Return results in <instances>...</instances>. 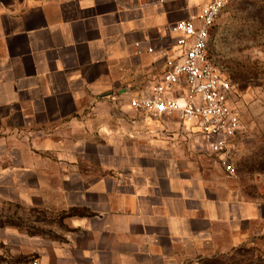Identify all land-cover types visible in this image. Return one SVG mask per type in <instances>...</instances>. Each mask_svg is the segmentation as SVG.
Masks as SVG:
<instances>
[{"label":"crops","instance_id":"0c3cea01","mask_svg":"<svg viewBox=\"0 0 264 264\" xmlns=\"http://www.w3.org/2000/svg\"><path fill=\"white\" fill-rule=\"evenodd\" d=\"M206 2L0 0V199L56 208L64 229L12 253L189 264L264 240V196L206 178L200 138L190 151L176 116L143 118L129 105L180 60L170 25Z\"/></svg>","mask_w":264,"mask_h":264},{"label":"rangeland","instance_id":"374dc122","mask_svg":"<svg viewBox=\"0 0 264 264\" xmlns=\"http://www.w3.org/2000/svg\"><path fill=\"white\" fill-rule=\"evenodd\" d=\"M209 54L235 86L233 101L240 115L241 134L234 145L235 158L229 171L226 162L207 151H197L198 168L209 179L214 174L226 177L250 198L264 196V0H233L219 17ZM179 136L177 140H183ZM192 144H186L190 151L194 150ZM27 207L0 199V264H22L23 258L33 256L23 253L24 249L14 254L11 248L31 245L34 235L47 239L64 234L57 224L62 220H56L59 210ZM17 232L27 239L8 240L10 233ZM189 264H264V240L228 255L202 257Z\"/></svg>","mask_w":264,"mask_h":264},{"label":"built area","instance_id":"2783aa9c","mask_svg":"<svg viewBox=\"0 0 264 264\" xmlns=\"http://www.w3.org/2000/svg\"><path fill=\"white\" fill-rule=\"evenodd\" d=\"M232 1L207 0L197 16L172 23L175 44L184 48L180 60L167 61L147 92L129 100L143 118L176 116L183 139L194 146L193 138H200L207 152L227 163V171L240 139V115L233 101L235 86L213 62L209 46L222 11ZM22 264L41 263L31 256Z\"/></svg>","mask_w":264,"mask_h":264},{"label":"trees","instance_id":"16d2710c","mask_svg":"<svg viewBox=\"0 0 264 264\" xmlns=\"http://www.w3.org/2000/svg\"><path fill=\"white\" fill-rule=\"evenodd\" d=\"M31 256H29V257H25V258H23V262H25L26 260H28L29 258H30Z\"/></svg>","mask_w":264,"mask_h":264}]
</instances>
